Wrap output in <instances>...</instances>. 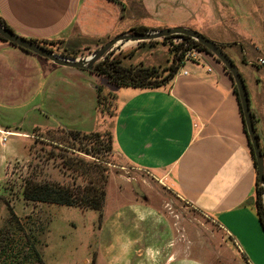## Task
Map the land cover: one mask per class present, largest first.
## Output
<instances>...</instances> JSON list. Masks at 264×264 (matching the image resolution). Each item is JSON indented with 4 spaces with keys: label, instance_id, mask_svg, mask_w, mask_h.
<instances>
[{
    "label": "crops",
    "instance_id": "obj_1",
    "mask_svg": "<svg viewBox=\"0 0 264 264\" xmlns=\"http://www.w3.org/2000/svg\"><path fill=\"white\" fill-rule=\"evenodd\" d=\"M92 1L0 0V17L23 38L65 44L79 35H89ZM187 1L192 14L200 4L206 6L203 12L208 16L220 8L210 0ZM145 4L142 6L149 12L150 6ZM180 24L188 28L184 22ZM145 28L150 32L158 29ZM201 31L225 49L231 48L229 38L204 27ZM147 44L146 59L152 61L122 63L159 66L154 59L161 47ZM169 57L168 52L166 59ZM259 59L264 61V51L256 59L237 58L241 66L230 60L244 82L254 128L264 149V64H259ZM182 68L187 74L176 73L164 87H118L109 127L113 151L132 168L152 175L189 206L210 216L248 264H264V231L253 203L255 170L232 81L209 54L186 62ZM55 71L65 74L63 84L73 90L80 78L91 75L0 40V114L2 108H14L16 97L31 88L47 91L49 73ZM0 121V130L21 135L3 129L8 122ZM74 130L87 133L100 128L92 130L91 124H84ZM16 157L15 148L2 143L0 135V180L6 165ZM97 230L95 264H204L188 255L189 247L176 241L168 220L143 199L113 206H107L106 200Z\"/></svg>",
    "mask_w": 264,
    "mask_h": 264
},
{
    "label": "rangeland",
    "instance_id": "obj_2",
    "mask_svg": "<svg viewBox=\"0 0 264 264\" xmlns=\"http://www.w3.org/2000/svg\"><path fill=\"white\" fill-rule=\"evenodd\" d=\"M148 1L149 12L142 6L145 4L142 0L92 1L89 35H79L65 44L56 41L53 50L58 54H73L76 58L87 57L107 40L131 28L181 27L182 21L208 39L210 35L202 32L201 27L229 38L231 48L222 46L221 49L237 66H241L237 58L256 59L264 51L261 48L264 28H260L264 27L261 23H264V0H210L215 8L222 9L212 10L211 16L203 12L204 4L197 6L192 14L187 0ZM151 41L122 42L107 53H120L125 64L150 61L145 52L149 43L158 49L161 47L154 62L160 67L169 65L168 43L162 44L161 39ZM132 50V58L125 59ZM61 73H49L47 91L31 88L25 95L16 97L14 108L1 109L0 120L8 122V127L3 129L16 130L21 135H10L4 142L15 148L17 157L6 165L0 180V264H95L94 244L100 224L96 212L29 202L21 197L25 181L69 187L86 185L76 172L63 168L61 163L90 157L75 151L77 142L67 138L62 141L57 127L74 130L91 124L92 130L100 128L99 132H109L115 99L108 96L115 95L118 86L103 75L87 74L89 76L80 78L79 86L73 90L63 84L66 76ZM97 88L108 99L103 114L96 109ZM2 124L0 121V126ZM98 163L105 169L104 202L107 200V206L143 199L168 220L176 241L189 247V256L204 264H248L210 216L189 206L167 185L135 170L115 153Z\"/></svg>",
    "mask_w": 264,
    "mask_h": 264
},
{
    "label": "trees",
    "instance_id": "obj_3",
    "mask_svg": "<svg viewBox=\"0 0 264 264\" xmlns=\"http://www.w3.org/2000/svg\"><path fill=\"white\" fill-rule=\"evenodd\" d=\"M0 24L11 30L5 21L0 17ZM12 31V30H11ZM132 32H148L145 27H135L129 29ZM180 38V42L177 44H171L172 38ZM0 40H3L0 37ZM35 43L42 45L43 47L53 50V45L56 41L53 40H36L29 39ZM6 42V41H5ZM149 43L153 41H148ZM143 43V42H142ZM161 43L166 45L170 43L171 46L167 48V51L171 55V62L165 67L160 66H144L142 64H129L124 65L122 63L123 58L119 54L107 53L101 59L93 64L91 74L103 75L110 82L118 87H132L138 89H156L159 87L166 86L176 75L179 68L182 66V57L184 51L191 46L197 47L203 50L207 54L211 55L201 44L194 41L188 36L184 35H171L168 37L161 38ZM10 45L17 47L11 43ZM222 48L221 44H217ZM18 49L23 50L19 47ZM55 52V51H54ZM133 50L128 53L127 57H131ZM64 56H71L73 54H67L66 52H61ZM212 56V55H211ZM213 57V56H212ZM215 59V58H214ZM216 60V59H215ZM217 61V60H216ZM223 67V66H222ZM225 73L229 76L230 74L225 70ZM231 79V78H230ZM233 92L236 97L238 109L241 115L240 106L238 103L235 87L233 86ZM109 98H114V95H109ZM105 100V102H104ZM107 98L101 95L100 90H96V109L98 112L103 114L106 110L103 107L104 103H107ZM253 118V115H252ZM255 122L253 118V123ZM243 123V120H242ZM243 129L245 132V127L243 124ZM58 132L62 133L61 140L64 141L66 138L72 142H77L79 145L75 151L84 154L90 159H85L83 157H78L75 159H68L62 164L63 168L76 172L86 185L84 187L80 186H64L59 184H51L45 182L36 181H25L23 188L21 190V197L24 201L37 202V203H47L57 206L75 207L80 210H92L97 213L98 221L101 220L102 205L104 202V176L105 169L102 168L98 162L102 161V158L113 154L112 147V137L109 132H97L92 131L89 133H83L78 130L66 129L62 127H57ZM246 133V132H245ZM247 137V135H246ZM248 147L250 155L252 157V162L255 170V180L253 189V203L256 211L257 218L264 231V188L258 184L256 177V168L253 157V152L248 142ZM261 153L264 158V149L261 148ZM118 156V155H117Z\"/></svg>",
    "mask_w": 264,
    "mask_h": 264
},
{
    "label": "water",
    "instance_id": "obj_4",
    "mask_svg": "<svg viewBox=\"0 0 264 264\" xmlns=\"http://www.w3.org/2000/svg\"><path fill=\"white\" fill-rule=\"evenodd\" d=\"M171 35L188 36L194 41L198 42L230 74V78L233 86L235 87L238 103L240 106L245 132L253 152L257 182L264 188V158L261 153V147L259 144L258 135L256 134L254 128L253 118L249 109L248 98H247L244 82L234 63L214 41L206 38L197 31L187 29L184 27L156 29L151 32H132L128 30L119 33L115 35L113 38L107 40L89 56L76 58V57H65L61 54L55 53L54 51L49 50L38 43H35L29 39L23 38L15 34L13 31L3 27L0 24V37L6 42L11 43L34 55L45 58L56 65L75 68V69H82L86 71H91L93 64L97 62L99 59H101L113 46L117 44L126 41H130V42L151 41V40L161 39L163 37H168Z\"/></svg>",
    "mask_w": 264,
    "mask_h": 264
},
{
    "label": "built area",
    "instance_id": "obj_5",
    "mask_svg": "<svg viewBox=\"0 0 264 264\" xmlns=\"http://www.w3.org/2000/svg\"><path fill=\"white\" fill-rule=\"evenodd\" d=\"M180 42V38H172L171 39V44H177ZM170 43H168L169 46H171ZM207 53L204 52L201 49H198L197 47L191 46L188 49H186L184 51L183 57H182V66L179 68V70L177 71V74H181V75H186L187 71H185L182 67L183 65L188 62V61H195L198 59H202L204 57V55H206ZM259 64H264V61L262 59L258 60ZM0 135H1V142L4 143L7 139L8 136L13 135V133H10L8 131H4V130H0ZM264 199V196H263ZM264 204V202H263Z\"/></svg>",
    "mask_w": 264,
    "mask_h": 264
}]
</instances>
